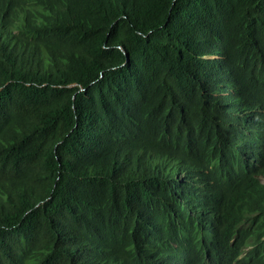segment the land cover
<instances>
[{
    "label": "trees",
    "instance_id": "obj_1",
    "mask_svg": "<svg viewBox=\"0 0 264 264\" xmlns=\"http://www.w3.org/2000/svg\"><path fill=\"white\" fill-rule=\"evenodd\" d=\"M0 264H264V0H0Z\"/></svg>",
    "mask_w": 264,
    "mask_h": 264
},
{
    "label": "bare ground",
    "instance_id": "obj_2",
    "mask_svg": "<svg viewBox=\"0 0 264 264\" xmlns=\"http://www.w3.org/2000/svg\"><path fill=\"white\" fill-rule=\"evenodd\" d=\"M250 77V76H249Z\"/></svg>",
    "mask_w": 264,
    "mask_h": 264
}]
</instances>
